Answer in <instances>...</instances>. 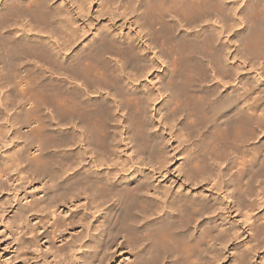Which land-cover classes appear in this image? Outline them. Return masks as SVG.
<instances>
[{
  "label": "bare ground",
  "instance_id": "6f19581e",
  "mask_svg": "<svg viewBox=\"0 0 264 264\" xmlns=\"http://www.w3.org/2000/svg\"><path fill=\"white\" fill-rule=\"evenodd\" d=\"M0 68L22 139L0 145V170L37 185H20L16 264H212L237 235L231 208L251 242L233 257L250 263L264 240V0H0ZM165 138L193 140L186 192L153 184L174 158Z\"/></svg>",
  "mask_w": 264,
  "mask_h": 264
},
{
  "label": "rangeland",
  "instance_id": "374dc122",
  "mask_svg": "<svg viewBox=\"0 0 264 264\" xmlns=\"http://www.w3.org/2000/svg\"><path fill=\"white\" fill-rule=\"evenodd\" d=\"M249 4H250V2L247 1L246 5H245L246 10L249 9V8H247V7H250ZM92 8H93V10H95L96 5H94ZM125 31H127V30L125 29ZM231 34H232V32H231ZM38 35H40V34H38ZM234 38H236V37H234ZM237 43L229 42L230 51L228 52L226 50L225 54L228 55V58H229L228 62L230 64H233L236 61V60H232L233 55H234L233 53L236 52V50H237L236 48L240 47L239 49H241V46L237 45ZM240 51H242V50H240ZM242 53H243V51H242ZM250 72H252V71H250ZM15 87H16V84H15L14 80L10 81L9 79H4L0 76V111H2V112H0V121L2 123V127H3L2 129H3V133H4V135H2V133L0 135V145L4 142V145L6 147H4V149H2V150L6 151V153H5L6 155L10 153V150H9L10 147L13 148V146H14V148H18L19 147L18 143L20 146H21L20 143H22L21 138L19 139V138L14 137V136H16V135H13L14 134L13 131H14L15 127L12 126L13 123L15 122V119L13 120V118H18L20 116V111H18V110H20L21 107H18V103L14 102L15 100H13V99H11V101H10V99H8V100L4 99L6 97L5 95L16 93ZM14 88H15V90H14ZM10 92H13V93H10ZM13 102H14V104H13ZM3 106H5L4 109H3ZM18 126H19V124L17 125V127ZM22 130L25 131V130H27V128H23ZM164 134H166V131L164 132ZM168 135L170 136V134H167L164 136H166V138H167V137H169ZM12 137H14V138H12ZM9 138H12V141ZM166 138H165V146H166L165 150H167V154L169 156L174 155V158L171 161H169V163L166 164L165 169L162 173L164 175L159 177L158 176L159 173H156L155 182H153V184L159 185L162 189H166V190L173 192V193L176 192V190H178V191L181 190L182 192H186L187 189L185 188V186L186 185L189 186L191 184L186 182V181H183V177L181 175H179V171L177 170V167L182 162V160L180 159V157H181L180 155L183 152H185L187 148L188 149L191 148L192 144H189V143H190V141L193 142V140H188V142L184 141V143H181V144L178 143L180 146L178 145V149L176 148L177 149L176 150L174 148L176 145L175 143H177V142H173L172 140L168 141L169 139L167 138L168 140H166ZM6 142L7 143L12 142V143L7 144ZM185 144L187 146L189 145L190 147L189 146L187 147ZM60 151H62V149H60ZM146 170L152 171L151 166L148 165L146 167ZM7 172L2 176V169L0 170V258H1V260L9 259L10 260L9 264H16L15 254H13L15 252L14 251L15 250V242L13 239H14V237H16L15 230L13 228L14 227L13 222H14V217H15V211L17 209V204L19 202L27 204V202L30 199V197L22 199V197H23L22 192H25V191L22 190L21 186L24 185L26 187V192H31V191H34L35 188L37 190V187H36L37 185L35 182H33V181L31 182L30 179L29 180L19 179L18 178L19 174H16L15 171H13V172L7 171ZM22 172H20V173H22ZM162 186H164V188ZM193 188L194 187H191V189H193ZM197 190H199V187H197ZM35 195L39 197V196H42L43 193H38ZM262 198L264 200V195ZM227 202L229 203L230 199ZM80 214H81V211H80V213L79 212L77 213V215H80ZM236 214H237V212L233 208H231L230 209V215L228 218H230V221L235 225V227L237 229V231H236L237 235H235L234 237H230L231 240L225 244L220 245L221 247L218 246L219 249L217 250V252L219 253V255H218L219 260L216 261L217 263L215 262L212 264H235L236 259L233 257V251H231V248L232 247L233 248H235V247L245 248L246 246L249 247L251 245V242L248 243L250 241V236H249L250 230L248 229V225H247V224H249V221L247 223L244 222L242 224L240 222V220L237 218ZM254 214H258L260 216L264 215V201L261 204V206H258V208L254 210ZM263 221H264V219H263ZM26 237H31V234L28 233L26 235ZM95 238L101 239L102 237H95ZM263 239H264V236H263ZM260 245H261L260 247L258 245V247H255L251 250L250 263L249 264H264V240L261 242ZM110 253H113V250H111ZM127 257H128V255L124 256L125 259H127ZM118 262H119V260L117 261V263ZM0 264H3L2 261L0 262Z\"/></svg>",
  "mask_w": 264,
  "mask_h": 264
}]
</instances>
